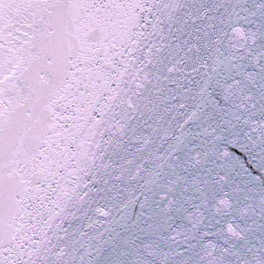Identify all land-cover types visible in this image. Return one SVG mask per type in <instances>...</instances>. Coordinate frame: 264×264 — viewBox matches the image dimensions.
<instances>
[{
  "label": "snow or ice",
  "instance_id": "1",
  "mask_svg": "<svg viewBox=\"0 0 264 264\" xmlns=\"http://www.w3.org/2000/svg\"><path fill=\"white\" fill-rule=\"evenodd\" d=\"M0 264H264V0H0Z\"/></svg>",
  "mask_w": 264,
  "mask_h": 264
}]
</instances>
